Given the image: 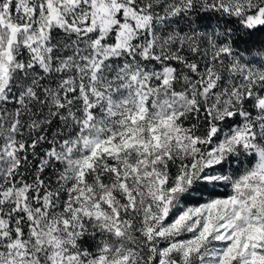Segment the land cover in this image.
I'll use <instances>...</instances> for the list:
<instances>
[{
    "label": "snow or ice",
    "instance_id": "6c2138e0",
    "mask_svg": "<svg viewBox=\"0 0 264 264\" xmlns=\"http://www.w3.org/2000/svg\"><path fill=\"white\" fill-rule=\"evenodd\" d=\"M0 264H264V0H0Z\"/></svg>",
    "mask_w": 264,
    "mask_h": 264
}]
</instances>
